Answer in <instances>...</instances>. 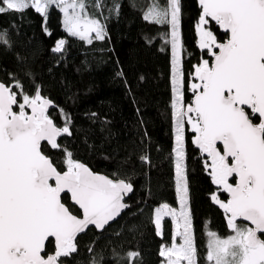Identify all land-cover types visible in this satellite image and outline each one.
<instances>
[{"label": "snow or ice", "instance_id": "snow-or-ice-1", "mask_svg": "<svg viewBox=\"0 0 264 264\" xmlns=\"http://www.w3.org/2000/svg\"><path fill=\"white\" fill-rule=\"evenodd\" d=\"M199 4L198 47L212 59L193 66V100L187 105L179 0H166L164 5L153 0L143 14L146 21L171 25L174 168L180 207L165 203L155 209L157 235L163 236L161 222L166 216L176 229L173 242L162 245L159 256L162 264H198L188 209L184 150L188 124L212 184L229 196L224 201L216 193L211 195L223 209L231 234L207 233L206 261L264 264V0H199ZM53 6L63 13V26L70 36L88 44L106 38L105 25L89 13L86 0H0V14L34 9L46 20ZM91 7L102 10L104 0H94ZM119 8L114 3L109 11L118 14ZM211 22L223 30L226 41L218 40L208 27ZM65 43L59 40L53 51L62 52ZM13 46L11 32L0 30V49ZM18 60L23 63L19 56ZM24 77L34 89L31 94L15 73H9V83L0 81V264H63L62 258L78 252V234L90 226L106 231L130 207L124 197L133 185L94 174L66 148L62 149L64 167L58 169L42 142L60 148L57 138L72 135L71 119L64 114V125L58 127L48 114L51 101L42 95V86L30 72ZM140 161L150 164L147 154ZM233 178L235 183L230 182ZM68 193L71 207L78 206L80 215L62 202ZM53 242V251L48 253L46 245ZM88 251L89 264H101L104 257L97 260L93 248ZM139 255L129 250L120 256L113 250L111 259L116 264H136Z\"/></svg>", "mask_w": 264, "mask_h": 264}, {"label": "trees", "instance_id": "trees-1", "mask_svg": "<svg viewBox=\"0 0 264 264\" xmlns=\"http://www.w3.org/2000/svg\"><path fill=\"white\" fill-rule=\"evenodd\" d=\"M93 3L94 0H86L89 13L105 25L106 38L93 39L91 44L67 33L63 13L54 6L46 20L34 9L0 14V30L8 29L14 41L11 50L0 49V81L9 83V73H15L31 94L34 89L24 77L25 72H30L42 86V95L55 103L50 117L56 125H64V114L70 117L71 137L61 138L58 150L43 145L58 169L64 167L62 149L66 148L73 159L93 171L134 186L133 195L127 199L130 208L106 231L91 228L81 235L78 252L62 259L63 263L89 264L88 249L92 247L97 260L104 257L101 264H116L111 259L113 250L120 256L129 250L139 252L136 264H162L159 251L162 245H171L174 225L171 218H165L163 236L157 235L155 209L165 203L178 206L171 107V27L143 19L153 0H104L102 10L91 7ZM114 3L120 5L118 14L109 11ZM159 3L164 5L166 0ZM179 5L187 105L193 98V66L203 59L211 61V57L198 47V1L179 0ZM208 27L219 41L227 38L214 23ZM61 39L66 41L63 51L54 52ZM192 138L191 127L186 124L185 165L197 259L198 264H208L207 233L213 231L221 237L231 234L225 213L211 195L216 193L224 201L228 196L212 184ZM144 154L149 156L150 164L140 161ZM230 182L235 183V178ZM63 202L73 213L80 214L71 207L68 195L63 196ZM53 248L54 244L48 243L47 252Z\"/></svg>", "mask_w": 264, "mask_h": 264}, {"label": "water", "instance_id": "water-1", "mask_svg": "<svg viewBox=\"0 0 264 264\" xmlns=\"http://www.w3.org/2000/svg\"><path fill=\"white\" fill-rule=\"evenodd\" d=\"M198 1V4H199V0H197ZM199 6H200V4H199ZM200 8H201V6H200ZM201 13H202V8H201ZM212 23H214L215 24V22H212ZM215 26L219 29V31H220V33H222V34H225L224 32H223V30L222 29H220L219 28V26L218 25H216L215 24ZM227 39V38H226ZM226 39L224 40V41H226ZM223 42V41H222ZM212 59V58H211ZM211 62V61H210ZM48 99V98H47ZM50 100V99H49ZM192 100H193V98H192ZM51 101V105H50V107H49V109H48V114H49V116H50V111L54 108V106H55V103L52 101V100H50ZM192 102V101H191ZM14 110H16L15 109V107H14ZM51 118V117H50ZM52 119V118H51ZM53 120V119H52ZM54 121V120H53ZM55 123V122H54ZM56 124V123H55ZM59 127V126H58ZM63 137H71V136H67V135H64V136H62V137H59V138H57V142H58V144H59V141H60V139L61 138H63ZM44 144H46L47 146H49L50 147V145H48L47 144V142H42V146L44 145ZM192 144H193V146L196 148V146L194 145V143H193V138H192ZM60 145V144H59ZM222 147V146H221ZM51 148V147H50ZM59 149V148H58ZM58 149H52L51 148V150H58ZM197 149V148H196ZM198 150V149H197ZM199 151V150H198ZM51 158V157H50ZM81 163H83V162H81ZM85 166H87L94 174H98V175H102V176H106V177H108L109 179H113V178H111V177H109V176H107V175H105V174H102V173H99V172H95V171H93L88 165H86L85 163H83ZM113 180H117V179H113ZM118 180H120V179H118ZM133 193H134V186H133V191L131 192V193H128V194H126L125 195V197H124V202L126 203V204H128V205H130V203L127 201V199L130 197V196H132L133 195ZM64 195H68L69 196V199H70V204L72 205V201H71V196H70V193H68V194H63V196ZM227 196H228V194H227ZM227 199H229V196H228V198ZM62 202H63V199H62ZM66 204V203H65ZM66 206H68L67 204H66ZM78 207V206H77ZM76 207V208H77ZM130 208V207H129ZM129 208H127V209H125L124 211H123V213L121 214V216L129 209ZM223 210V209H222ZM224 212V211H223ZM73 214H75V213H73ZM76 215H78V214H76ZM80 215V214H79ZM120 216V217H121ZM120 217H118L114 222H111V225L113 224V223H115ZM238 223H250V222H242V221H237ZM91 228H93V229H95L94 227H92V226H90V228L89 229H91ZM96 230V229H95ZM88 231V230H87ZM86 231V232H87ZM97 232H100V231H98V230H96ZM85 232V233H86ZM85 233H80V234H78V236H77V240H78V238L81 236V235H83V234H85ZM261 238L262 239H264V236H261ZM53 244H54V242H53ZM48 245V244H47ZM47 245H46V251H47ZM62 259H64V258H62ZM63 264H65V263H63Z\"/></svg>", "mask_w": 264, "mask_h": 264}, {"label": "rangeland", "instance_id": "rangeland-1", "mask_svg": "<svg viewBox=\"0 0 264 264\" xmlns=\"http://www.w3.org/2000/svg\"><path fill=\"white\" fill-rule=\"evenodd\" d=\"M170 27H171V25H170ZM214 33V32H213ZM215 34V33H214ZM179 35H180V40H181V32H180V27H179ZM169 39L171 40V28H170V33H169ZM171 44V43H170ZM181 45H182V42H181ZM171 62H172V50H171ZM17 110V109H16ZM191 127V126H190ZM185 128H186V124H185ZM174 141H175V122H174ZM184 144H185V130H184ZM184 150H185V148H184ZM178 197V196H177ZM163 205V204H162ZM161 205V206H162ZM170 207H172V208H175V209H177V210H179V207H180V205H179V199H178V206H176V207H174V206H171V205H169ZM160 207V206H159ZM158 208V207H157ZM188 209H189V212H190V216H191V223H192V214H191V209H190V205H189V201H188ZM165 218H171L170 216H166V217H164L163 219H162V230H163V222H164V219ZM172 219V218H171ZM154 221H155V213H154ZM173 221V220H172ZM173 225H174V232H175V223L173 222ZM192 232H193V224H192ZM174 234V233H173ZM194 234V233H193ZM173 242V241H172ZM176 242L177 243H179L180 242V238L179 237H177L176 238Z\"/></svg>", "mask_w": 264, "mask_h": 264}]
</instances>
